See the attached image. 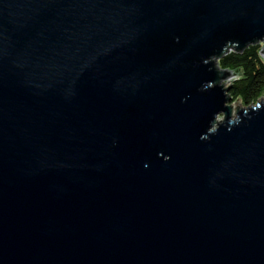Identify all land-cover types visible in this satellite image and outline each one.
<instances>
[{"label": "water", "instance_id": "1", "mask_svg": "<svg viewBox=\"0 0 264 264\" xmlns=\"http://www.w3.org/2000/svg\"><path fill=\"white\" fill-rule=\"evenodd\" d=\"M263 41L264 0H0V264H264V97L218 63Z\"/></svg>", "mask_w": 264, "mask_h": 264}, {"label": "trees", "instance_id": "2", "mask_svg": "<svg viewBox=\"0 0 264 264\" xmlns=\"http://www.w3.org/2000/svg\"><path fill=\"white\" fill-rule=\"evenodd\" d=\"M261 44L249 45L243 51L227 49L218 60L221 68L236 72L228 95L244 106L256 103L264 97V57Z\"/></svg>", "mask_w": 264, "mask_h": 264}, {"label": "rangeland", "instance_id": "3", "mask_svg": "<svg viewBox=\"0 0 264 264\" xmlns=\"http://www.w3.org/2000/svg\"><path fill=\"white\" fill-rule=\"evenodd\" d=\"M262 43H264V42H262ZM261 55L264 57V54L261 53ZM231 73H235V72H231ZM235 75H236V74H235ZM235 77H236V76H234V78H235ZM228 78H229V77H228ZM228 78H227V79H228ZM227 79H226V81H227ZM226 81H225V82H226ZM232 106L238 109V108H240L241 106L243 107V104H242V102H240V101H233ZM221 116H223V115H221ZM232 118H236V116L233 115Z\"/></svg>", "mask_w": 264, "mask_h": 264}, {"label": "flooded vegetation", "instance_id": "4", "mask_svg": "<svg viewBox=\"0 0 264 264\" xmlns=\"http://www.w3.org/2000/svg\"><path fill=\"white\" fill-rule=\"evenodd\" d=\"M254 44H257V43H254ZM254 44H251V45H254ZM249 46V45H248ZM248 46L244 47L242 50H239V51H243L245 50Z\"/></svg>", "mask_w": 264, "mask_h": 264}, {"label": "bare ground", "instance_id": "5", "mask_svg": "<svg viewBox=\"0 0 264 264\" xmlns=\"http://www.w3.org/2000/svg\"><path fill=\"white\" fill-rule=\"evenodd\" d=\"M230 76V75H229Z\"/></svg>", "mask_w": 264, "mask_h": 264}]
</instances>
